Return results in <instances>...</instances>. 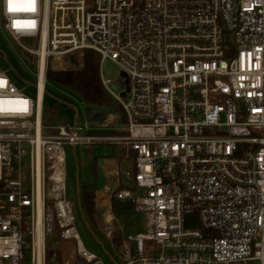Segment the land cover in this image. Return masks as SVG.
Segmentation results:
<instances>
[{"label": "built area", "instance_id": "obj_1", "mask_svg": "<svg viewBox=\"0 0 264 264\" xmlns=\"http://www.w3.org/2000/svg\"><path fill=\"white\" fill-rule=\"evenodd\" d=\"M0 15L35 59L24 82L33 97L0 69V264H103L83 247L65 196L62 146L94 144L119 151L98 204L111 262L264 264V0H0ZM86 50L123 128L74 119L50 132L46 71ZM104 61L125 76L119 93ZM112 199L142 217L133 235L119 225L117 245Z\"/></svg>", "mask_w": 264, "mask_h": 264}, {"label": "rangeland", "instance_id": "obj_2", "mask_svg": "<svg viewBox=\"0 0 264 264\" xmlns=\"http://www.w3.org/2000/svg\"><path fill=\"white\" fill-rule=\"evenodd\" d=\"M22 42L26 46L29 45L27 40H23ZM82 60L83 53L78 52L66 58V64L54 63L53 66H51L52 68L49 69L55 72L79 69L82 66ZM33 63H35V59L33 57H28L4 31L0 15V69L7 73L9 79L16 87L19 89L24 88L23 91L31 97L34 96V89L29 86L25 87L26 85L24 82L32 79L31 73L34 72V70L31 69L29 64ZM100 71L104 79L110 80L108 84L109 88L113 92L119 93L123 83L120 80L118 67L110 61H104L100 66ZM44 111V124L46 127L51 128L50 132L53 131V128L65 123L72 124L74 119L75 122L79 124H82L84 121L87 123L90 122L92 128L95 127L102 131L112 128L119 130L123 128V122L119 118L120 114L114 109L87 106L72 97L67 90L58 85L51 84L49 81L47 82L46 95L44 97ZM62 147L66 159L65 196L73 206L74 225L77 235L83 247L87 251L95 254L103 264H114L109 258V255H112L111 246L100 230L103 211L98 207L99 201L97 200V195L94 192L93 219L88 220L83 211L80 210L77 188L79 189L84 184H93L96 179L93 168V163L95 161L97 163V160L100 159L113 158L119 155V151L108 144L77 146L75 148L63 145ZM126 171L127 170L123 167L118 170V180L123 185L131 183V178L124 175ZM113 179L115 180V178ZM111 180L112 178H109V181ZM100 200L102 203H105L103 197ZM115 219L118 224L114 223L111 243H113L112 238L116 233L115 231H117L119 242L122 238L119 225L122 229L123 236L133 235L142 229V217L140 214L134 213L132 209L127 214H123L121 218L115 217ZM55 237V233L51 237H47V249L51 251H57L61 243L60 238L56 240ZM76 264L85 263L78 260Z\"/></svg>", "mask_w": 264, "mask_h": 264}, {"label": "trees", "instance_id": "obj_3", "mask_svg": "<svg viewBox=\"0 0 264 264\" xmlns=\"http://www.w3.org/2000/svg\"><path fill=\"white\" fill-rule=\"evenodd\" d=\"M82 66L79 69L68 71H46L47 81L51 84L60 86L68 91V93L82 102L83 104L95 108L114 109L122 114L119 105L106 94L101 86L99 79V59L97 55L89 50L83 51ZM45 121V118H44ZM94 176L96 177V161L93 163ZM79 207L83 211L86 219L92 220L94 214V182L91 185H82L79 189ZM112 212L117 218H121L123 214H127L131 209L130 203L119 202L112 199ZM112 240L114 245L119 242L117 231ZM56 240L59 234L56 232ZM55 253H57L54 250ZM49 257L53 251L46 249Z\"/></svg>", "mask_w": 264, "mask_h": 264}, {"label": "bare ground", "instance_id": "obj_4", "mask_svg": "<svg viewBox=\"0 0 264 264\" xmlns=\"http://www.w3.org/2000/svg\"><path fill=\"white\" fill-rule=\"evenodd\" d=\"M14 108V107H12ZM100 165V169L102 170V172L104 173V175H108L110 173H114L115 169H114V163H109L105 160H101L99 162ZM104 182L103 181V185L99 188H97L96 195H97V200L99 201V203H102L100 199H102V197L104 198L105 202L107 200V197L109 195V192L107 191L106 187L104 186ZM39 207H41L40 203H39ZM41 210V208H40ZM65 249L67 250V245L65 246ZM68 260H67V256H64V263L67 264Z\"/></svg>", "mask_w": 264, "mask_h": 264}, {"label": "water", "instance_id": "obj_5", "mask_svg": "<svg viewBox=\"0 0 264 264\" xmlns=\"http://www.w3.org/2000/svg\"><path fill=\"white\" fill-rule=\"evenodd\" d=\"M120 76L122 78H125L124 74L121 73ZM124 86L126 87V90H127V80L124 81ZM121 97L124 96V92H122L120 94ZM89 126H91L90 122H88ZM101 161L98 160L97 162V171H96V180H95V184H94V190L96 191L97 188L101 187L103 185V181L105 180V175L104 173L102 172V170L100 169V165H99V162Z\"/></svg>", "mask_w": 264, "mask_h": 264}, {"label": "crops", "instance_id": "obj_6", "mask_svg": "<svg viewBox=\"0 0 264 264\" xmlns=\"http://www.w3.org/2000/svg\"><path fill=\"white\" fill-rule=\"evenodd\" d=\"M45 114V113H44ZM74 121V120H73ZM66 124V123H65ZM94 130H96V132H100V131H102V130H98V129H96L95 127L93 128ZM106 133V132H105ZM108 133V132H107ZM106 133V134H107ZM109 133H112L111 131L109 132ZM101 160H105V161H107V162H109V163H114V169H115V162L114 161H112L111 159H108V158H104V159H101ZM98 161V160H97ZM96 168H97V163H96ZM106 177H105V187H106V189H107V191L109 190V188L111 187V184H112V182L114 181V179L113 178H115L114 176H113V174L112 173H110V174H106L105 175ZM109 178H112V180L111 181H109ZM96 180V179H95ZM107 183V184H106ZM94 184H95V181H94ZM85 185V184H84ZM80 189V188H79ZM79 189L77 188V190H78V196H79ZM94 192H95V190H94ZM96 193V192H95ZM79 198V197H78ZM78 204H79V201H78Z\"/></svg>", "mask_w": 264, "mask_h": 264}]
</instances>
